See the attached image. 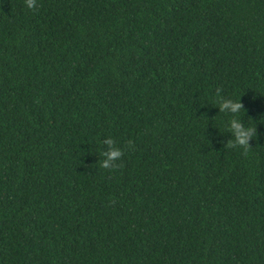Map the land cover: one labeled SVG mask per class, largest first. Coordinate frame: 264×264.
I'll use <instances>...</instances> for the list:
<instances>
[{
  "label": "trees",
  "instance_id": "trees-1",
  "mask_svg": "<svg viewBox=\"0 0 264 264\" xmlns=\"http://www.w3.org/2000/svg\"><path fill=\"white\" fill-rule=\"evenodd\" d=\"M0 264H264V0H0Z\"/></svg>",
  "mask_w": 264,
  "mask_h": 264
},
{
  "label": "clouds",
  "instance_id": "clouds-1",
  "mask_svg": "<svg viewBox=\"0 0 264 264\" xmlns=\"http://www.w3.org/2000/svg\"><path fill=\"white\" fill-rule=\"evenodd\" d=\"M23 5L29 11H35L38 7V0H23ZM215 107L218 109V113L231 116L224 124L225 132L229 134L230 138L227 139L223 147H239L245 150L246 153L247 149L250 148L249 141L255 135V126L246 125L242 121L244 109L240 102V97L235 100L225 98L220 95V90L217 89ZM102 143L108 147L106 151L101 149L103 159L100 161V166L105 169H110L114 167V162L120 159L122 152L119 147L114 145L111 137H105Z\"/></svg>",
  "mask_w": 264,
  "mask_h": 264
}]
</instances>
